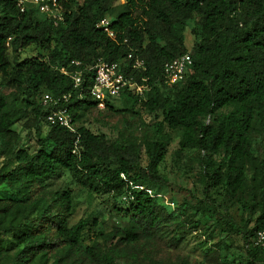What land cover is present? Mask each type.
<instances>
[{
  "label": "trees",
  "instance_id": "obj_1",
  "mask_svg": "<svg viewBox=\"0 0 264 264\" xmlns=\"http://www.w3.org/2000/svg\"><path fill=\"white\" fill-rule=\"evenodd\" d=\"M63 8V20L54 24L33 8L20 12L16 0H0V74L24 88V106L38 134L34 152L16 145L19 137L12 127L24 113L0 93V155L9 145V164L0 167V185L16 187L19 195L0 199V215L11 214L6 230L21 245L17 258L28 262L39 255L44 264L50 258L74 264L71 251L81 241L89 217H73L70 190L42 188L44 179L60 169L73 170L83 186L99 184L113 192L114 207L132 220L126 235L134 238L138 230H149L160 221L151 193L134 186L167 184L158 172L167 140L111 139L77 125L84 110L97 106L89 93L93 72L88 68L98 58L117 61L131 51L145 64L144 70L132 71L133 77L149 89L142 96L126 91L119 96L140 99L150 113L161 116L157 131L163 125L180 130L178 148H195L201 155L202 197L195 203L184 201L182 207L200 211L206 220L215 217L227 231L238 234L250 264L260 255L264 259V250L253 243L264 227V159L252 151L253 132L264 133V0H66ZM106 15L113 37L96 26ZM191 19L196 21L197 39L188 49L184 30ZM32 44L46 50L47 57L19 58L18 52ZM183 53L191 58L184 79L167 84L163 64ZM75 71L81 72L77 86L71 78ZM44 92L68 94L64 106L76 133L45 122ZM214 188L222 189L221 203L212 194ZM229 200L247 215L242 225L229 213ZM178 231L177 242L185 226ZM107 237L113 246L91 245L88 254L98 264H120L112 251L121 236ZM2 249L0 238V253Z\"/></svg>",
  "mask_w": 264,
  "mask_h": 264
},
{
  "label": "rangeland",
  "instance_id": "obj_2",
  "mask_svg": "<svg viewBox=\"0 0 264 264\" xmlns=\"http://www.w3.org/2000/svg\"><path fill=\"white\" fill-rule=\"evenodd\" d=\"M35 16L39 18V15ZM195 26V19H191L184 30L188 49L197 39L193 33ZM46 53V50L32 44L20 50L18 56L26 58L39 55L45 58ZM12 56L13 53L8 50L7 57L11 59ZM11 82L13 81L8 76L0 74V93L6 97L10 106L24 113L12 127L14 134L19 137L16 145L34 152L38 148V134L33 125L32 113L24 106L25 90L23 87L12 85ZM160 119L161 116L155 117L150 113L140 99L134 100L126 96L110 98L103 107L94 106L83 111L77 125H83L95 133H104L111 139L141 140L143 137L156 136L167 140L165 156L158 164V172L167 180V184L143 182L134 186L137 189L145 188L151 193L161 219L149 230H138L133 238L124 233V229L132 220L114 207L117 196L114 197L113 192L105 191L99 184L81 185L77 174L69 169H60L44 179L42 188L45 190H70L75 205V219L89 217L81 241L71 251L70 260L74 264H98L89 256L87 248L91 245L113 246L114 241H110L108 237L105 239L107 234L113 233L121 236L116 242V250L112 251L113 257L117 258L120 264H250L238 234L227 231L215 217L210 216L206 220L202 218L200 211L182 207V202L195 203L202 197L203 184L199 161L201 155L195 148H178L180 130L163 125L162 130L157 131V122ZM42 130L44 132L46 127L43 126ZM13 139L12 135L11 140ZM7 147L9 148V145ZM8 148L2 149L4 152L0 155V167L2 164H9L5 158ZM252 151L257 157L264 159V133L258 135L253 132ZM219 156L220 154H217L216 157ZM141 162L145 164L144 154ZM121 176L126 177L125 173H121ZM212 194L218 203L224 200L221 188H214ZM18 196L16 187L0 185L1 200ZM227 205L229 213L242 225L247 219L245 212L234 200L227 201ZM218 210L222 211V208L218 207ZM31 213L35 214L34 211ZM10 222V213L0 215V238L3 247L0 264H44L39 255L28 262L17 258L21 245H18L15 239H12L11 232L6 230ZM184 226L185 233L177 242L180 236L178 230ZM48 264L65 263H55V260L50 258ZM255 264H264L262 255L258 256Z\"/></svg>",
  "mask_w": 264,
  "mask_h": 264
},
{
  "label": "built area",
  "instance_id": "obj_3",
  "mask_svg": "<svg viewBox=\"0 0 264 264\" xmlns=\"http://www.w3.org/2000/svg\"><path fill=\"white\" fill-rule=\"evenodd\" d=\"M66 0H16V5L20 12H25L28 8H33L37 12L45 15L54 24L63 20V2ZM111 18L102 17L96 26L110 37L114 34L110 28ZM78 64V61H72ZM191 63L188 53L175 56L166 61L162 66V75L167 84H174L184 79L187 69ZM88 69L93 72L92 83L89 87L90 95L97 100V106L103 107L105 100L119 96L123 91L142 96L143 92L149 89L147 84L140 83L134 79L132 71H142L145 69L144 61L134 56L129 51L125 57L117 61H106L98 58ZM73 85H79L81 72L75 71L71 74ZM144 80V78H142ZM68 94L52 95L44 92L41 97V104L47 108L45 122L50 125H59L72 133H76V124L64 106ZM253 243L264 250V227L259 229L253 239Z\"/></svg>",
  "mask_w": 264,
  "mask_h": 264
}]
</instances>
